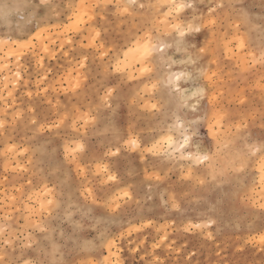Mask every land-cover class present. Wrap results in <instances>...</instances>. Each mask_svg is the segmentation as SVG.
<instances>
[{
    "label": "rangeland",
    "instance_id": "obj_1",
    "mask_svg": "<svg viewBox=\"0 0 264 264\" xmlns=\"http://www.w3.org/2000/svg\"><path fill=\"white\" fill-rule=\"evenodd\" d=\"M23 2L41 0H0L13 9L0 17V260L264 264L256 150L264 143V0H185L195 6L185 10L190 20L213 11L217 20L199 53V101L182 81L191 97L185 132L198 122L192 139L212 156L199 163L180 156L178 129L176 146L167 143L172 113L135 52L146 34L172 43L171 0H48L55 7L36 9L35 18L14 10ZM221 3L242 7L221 12ZM204 31L192 36L196 52ZM165 51L196 58L191 49ZM216 111L226 113L220 124ZM157 142L156 154L147 151ZM77 143L84 150L71 152Z\"/></svg>",
    "mask_w": 264,
    "mask_h": 264
},
{
    "label": "snow or ice",
    "instance_id": "obj_2",
    "mask_svg": "<svg viewBox=\"0 0 264 264\" xmlns=\"http://www.w3.org/2000/svg\"><path fill=\"white\" fill-rule=\"evenodd\" d=\"M23 7L31 11L33 18L36 17V9H48L51 10L55 7L52 3H49L48 0H41L39 4H30L27 2H23V4H17L14 10H20ZM165 7L168 8L167 16L170 17L168 23L172 25V31L169 33L172 43L167 44L161 41L158 37L155 42L152 35L146 34L143 38L136 42L135 52L139 57V63L141 64V70L144 73H151L155 76V83L152 85L153 90L158 91L159 95L163 100V104L161 107H167L168 111L172 113V117L174 123L169 128V135L167 138V143L170 146H176L175 140L171 132L173 130H179L181 133L182 139L179 142L178 148L180 156L183 157L184 153L188 152V159L195 160L196 162L207 161L210 162L212 156L209 154V150H205L203 145L201 144L199 137L195 140L192 139L195 133V127H198V122L191 121L194 125L192 135H188L185 132L186 123H188L186 115L183 113L184 109L189 108L191 97L196 98L199 101V98L204 95L205 85H200V78L205 76L206 73L200 68L198 63L199 53H203L209 49L210 40L208 39V34L211 32L213 37L215 33L213 31V27L217 23L216 19L212 17L216 16V12L213 11L208 17H201L198 21L196 19L190 20L189 13L185 10L194 9L193 4L186 3L185 0H171L170 3L166 4ZM221 12L224 9H237L239 10L242 6L236 4H218L216 6ZM11 9L7 4L0 6V17L7 18L11 11ZM125 11L127 9L125 8ZM239 18L242 19L245 23H249L250 19L243 12H239ZM259 30L262 34H264V19H261L259 22ZM202 29H205V45L203 48L199 49V52H196V45L191 43L192 36L196 33H200ZM99 35V34H97ZM240 46L243 47V41L240 42ZM166 48H174L176 51H183L185 53L191 49L194 53H196V58H193L192 55L188 56L186 60H175L165 51ZM127 55V54H126ZM261 62H264V51L260 54ZM184 65L179 71L173 70V66L176 64ZM188 64L194 66L192 70H189L187 67ZM119 70V69H117ZM182 81H191L193 83L194 91L191 92V97L187 95L188 89L184 87ZM154 110L157 108V105L153 104L151 106ZM197 107L196 104H191V108L195 110ZM174 110V111H173ZM226 117V113L223 111H216L214 113L213 119L217 124H220L224 121ZM3 127V123L0 122V128ZM212 125H209V134H213ZM215 139V136H214ZM127 144L129 147L135 149L138 147V142L135 138H129L127 140ZM193 146L195 151L192 150ZM255 147V146H253ZM220 143L217 141L216 151H220ZM71 152L79 153L84 150V145L77 143L74 147H72ZM257 151L260 152L261 155V172L264 173V143L260 145ZM118 151V150H117ZM147 151L156 154L158 151V142L157 144H153L151 148L147 149ZM251 151V150H250ZM116 153H113L115 155ZM243 164L241 163V167ZM101 167V166H98ZM103 171L108 175L109 180H115L116 177L108 172L107 166H102ZM262 183H264V175H262ZM95 203V201H93ZM264 207V205H262ZM84 215L91 216L92 209L85 208ZM2 231V230H0ZM99 231V228H98ZM260 241L264 244V234H261ZM92 245L91 241H85L84 247H90ZM55 251V249H53ZM0 264H21L19 260H0ZM23 264H62L60 261H47V260H27L23 261ZM116 264H119L117 261Z\"/></svg>",
    "mask_w": 264,
    "mask_h": 264
},
{
    "label": "bare ground",
    "instance_id": "obj_3",
    "mask_svg": "<svg viewBox=\"0 0 264 264\" xmlns=\"http://www.w3.org/2000/svg\"><path fill=\"white\" fill-rule=\"evenodd\" d=\"M260 172H261V170H260ZM261 174L264 175V173H262V172H261ZM260 177H261L260 179H261V181H262V175H261ZM109 256H110V254H109ZM110 257H111V256H110ZM111 259H112V258H111ZM107 260L109 261V258H108V257H107ZM107 260H106V261H107ZM107 264H113V262H112V261H109Z\"/></svg>",
    "mask_w": 264,
    "mask_h": 264
}]
</instances>
